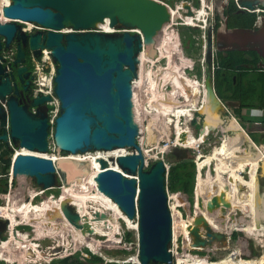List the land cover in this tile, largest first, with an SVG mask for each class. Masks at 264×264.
<instances>
[{
  "label": "water",
  "instance_id": "water-1",
  "mask_svg": "<svg viewBox=\"0 0 264 264\" xmlns=\"http://www.w3.org/2000/svg\"><path fill=\"white\" fill-rule=\"evenodd\" d=\"M8 1L0 10V129L3 132L0 138L6 145L10 138L15 147L30 152L49 154L52 151L49 141L51 123L48 121L46 106L51 98L34 97L32 94V97L28 96V104L33 110L29 109V106L22 105L19 101L18 87L10 76V71L16 68L19 80L27 77L24 66L26 45L34 57L40 56V49L47 47L57 65L53 90L60 103V114L54 124V145L56 150L63 153V157L55 162L48 157L19 153L12 162V176L16 178L31 175L41 191H47L58 187V178L70 185L74 179L76 183H80L81 179L75 176V172L82 165L66 159L67 154L134 150L131 154L98 161L101 171L95 177L97 188L117 203L127 217L132 220L137 218L140 264H171L173 259L168 249L172 238V217L165 187V162L170 165V154L162 152L160 158L154 160L148 169L145 166L138 138L130 133V128L136 123L133 82L139 77L136 55L142 42L146 41L155 48L157 35L171 21L175 8L179 11L186 8L192 14L190 0L176 2L173 8L159 0ZM238 4L241 7L238 8L239 12H243L244 8L251 11L264 8V3L259 0H238ZM105 21L119 30H98L99 25ZM24 22L32 23L38 28L28 33L22 26ZM63 28H71L73 31L62 33L60 30ZM220 38L228 45L255 44L257 53L264 60V27L258 29V34L255 35L250 31H231ZM15 41V59L6 65V54L10 53ZM207 41L210 76L208 97L219 108L220 115L223 108L214 91L212 34H209ZM27 85L28 83L25 84V90ZM3 103H6L8 112ZM8 117L10 129L6 127ZM204 123L200 126V135L206 131ZM229 126L235 129L233 124ZM209 133L211 131L205 132L203 140L207 139ZM221 145L222 142L218 148ZM193 151L196 152L195 148ZM199 159L201 156L197 155L172 162H188L197 166L194 199L195 206L196 203L200 206L195 207L189 216L185 233L190 235L191 244L186 245V248L190 252L207 248L215 251L227 249L231 238L228 227L219 229L213 226L200 207L216 222L226 225L230 220L237 223V214L253 211L256 226L262 229L264 216L262 217L261 208L264 207V194L261 196L259 184L255 181L253 208L249 204L238 202L233 195L227 199V183L223 182V188H220L207 178L208 173H203L206 183H199ZM109 161L117 165V168L110 167ZM240 183L237 186L238 192L246 185ZM59 211L56 227L65 231L59 235L63 238H71L74 229H92V220L100 222L103 233L110 231L108 222L113 217L110 211L101 212L89 207L88 213L81 215L69 199L61 201ZM248 216L250 217L249 214ZM11 217L14 218L13 215ZM38 220L39 218L31 217L29 222L38 224ZM6 223L12 227L11 218ZM13 238V244L21 241L16 230Z\"/></svg>",
  "mask_w": 264,
  "mask_h": 264
},
{
  "label": "bare ground",
  "instance_id": "bare-ground-1",
  "mask_svg": "<svg viewBox=\"0 0 264 264\" xmlns=\"http://www.w3.org/2000/svg\"><path fill=\"white\" fill-rule=\"evenodd\" d=\"M259 1L264 3V0H259ZM8 3H9L8 0H0V10L3 8V6H5ZM176 14L174 12H172L173 17ZM179 14H181V12H179ZM204 16H205V9H203V8L200 10V12H197V13L192 12V14H189V13L186 14V18H192V19H194V21L197 20L199 22L201 21L199 19L201 17H204ZM1 20H3V18ZM4 20H6V19L4 18ZM171 21H172V19H171ZM171 21L166 23L163 27V30H162L163 32L158 34L157 40L155 42V48H153L154 45L152 46V44L147 43L146 41H143L144 37L142 35V41L143 42H142L140 51H143V53L141 55V58L143 57V58H146L147 60L149 59V60H151V62H156L157 60H160V59L165 58V57L168 59V64H167L168 66L166 68L159 69L158 73H155V78H158L159 76H163L164 78H159L158 80H154V78L152 77V74H151V70L144 69V64L142 63L140 70H139V77L136 79V81L133 84L135 114H136V120L138 122V126H136L135 129H136V133L138 134L139 138H140V135L142 134V125H141V117H140L141 114H139L138 105L140 104V106H141L142 117H144L145 112L152 115V118H150L149 126L146 127L145 125H143V130H148V133H149L148 138L150 139V143H149V145H146V144L143 145V147L140 144V147H141L143 154H144V160L146 159L145 162L146 161L147 162L148 161H154V160H157L160 158V153L164 152V149L161 147V143L170 136L169 135L170 129L173 128L174 124H175V126L173 129H174V134L176 137H174V142L172 144H174L175 147L181 151H189V150H193L194 148H197V143L199 141V139H198L199 137H195V135L192 133L190 127H188V121L190 120V117L193 115L194 111L198 110L199 112H204L206 114L207 118H206V121L204 123L205 124L204 130H206L205 132L210 131L208 126L212 127L215 123L218 122L219 108H217V106L214 103H212L213 101L208 97V86L207 85H208V82L210 81V79L206 83V88H205L204 92L202 93V89L200 88L199 84L197 82L192 81L190 78H188L186 73H185V69H186L185 57L184 58L179 57V59H181V64H178L176 62V60H177L176 58L174 59V57H172L170 55H168V56H165L164 54L161 55L160 47L162 46V43H163L166 27H167V25L172 24V23H170ZM29 25H30L29 27H31L33 24L29 23ZM100 27L104 31H109V32L114 31V29H115L113 27L107 26V21L100 24ZM153 49H154V53H153ZM152 56H153V58H151ZM145 60H144V62H145ZM153 75H154V73H153ZM167 86H171L172 89L167 91L166 90ZM143 88H145V92L148 93L146 103H142L140 100V98L143 94V92H142ZM203 89H204V87H203ZM181 98H183L184 100L183 101L179 100ZM200 102H202L201 107H199ZM183 119H185V120L181 122V120H183ZM137 127H138V129H137ZM205 132L202 134L203 137H201V138H204ZM145 147L148 150L158 147L160 151L157 152L156 155H151V154H148L147 152H145ZM181 151H179V152H181ZM18 152L21 154H33L36 156H44V157L51 158L52 160H55V161L61 157V156L58 157L55 155H54V157H52V156L46 155V154H41V153H37V152H30V151H27L25 149H20V150H18ZM127 153L128 152L125 149H117L115 151H109V152H105V153H97L98 155H96V156L95 155L94 156H85V155L81 156V155H77V154H71L72 156L70 155L69 157H66V159L73 160L75 162H80V163H84V162L88 163L89 162L87 166H81V168L75 172L76 176L80 177V179H81V176L83 175L82 174L83 172H88L87 175H85V177L83 179H81L80 183H76V180L74 179V180H72L70 187L65 186L63 189V190H68V188H69V196L67 197V199H69V201L72 203V205L77 208L78 212L81 215L88 213L89 207H91V206L81 204V202L83 200H91V201L97 203V207H98V209H94L91 207L92 210H97V211H101V212L102 211L113 212L114 214H116V216H118V218H120V216L123 217L124 225H126V227L133 228V227H129V226H132V224L134 223L133 220L130 219L129 217H127L122 212V210L117 205V203H115L113 200H111L110 198H108L107 196H105L104 194H102L98 190L97 183L95 181L96 175L101 171L100 164L98 162L100 159L104 158V159L110 160L111 157H117L119 155H124ZM221 158L223 159L224 156L223 155L221 156V154L218 155L215 153L214 155L210 156V158L207 162H212L214 164L213 159H214V161H217L218 159H221ZM109 162H110V167L117 168V165H115L111 161H109ZM218 162H221V161H218ZM202 163L203 164L201 166L200 175H199V183L200 184L206 183V182H204L203 176H202V174L204 173L203 169L205 166L210 165L209 163H207L206 165H205V162H202ZM225 163H226L228 169H230V170L225 169V170H222L220 173L217 171L218 180L214 181V182L219 184V186H220L221 185L220 182L222 181V178L224 176L225 177L227 176V179H228L227 184L229 187H228L227 191H225V194H226L225 197L228 199L231 197V195H233L237 201H240V202L247 204L248 203V200L246 199L247 195H249L252 190H254V192H255L254 179H255V174H256V169H257L256 164L252 161L251 166H250V164H244V165L242 164L240 167H238L235 164L233 165L232 162L227 161V160L225 161ZM197 164H198V162H197ZM245 166H250V170L252 167L251 171H253L254 177L252 176L250 178L249 183H248L249 185L247 184L248 190L246 192L242 191L240 193V191L238 192V187L236 186V183H237L236 181H240V180H238V179L234 180L232 178V176L235 175V177L237 178L238 173H236V171L244 170ZM213 170H214V168H213ZM227 171H228V174H225V172H227ZM253 173H252V175H253ZM239 176L240 175H238V178H239ZM240 182H242V181H240ZM247 182L248 181H245V183H247ZM222 183H223V181H222ZM245 183H243V184H245ZM223 185H224V183H223ZM220 187L223 188L222 186H220ZM32 195L35 198L36 193L31 192V196ZM34 198H32V200ZM254 198L255 197L253 194V199ZM169 199H170L172 205H174V206L177 205V197L171 199V196H170ZM99 205H100V207H99ZM254 205H255V201H254ZM254 205H253V207H254ZM199 206L200 205L198 203H196V207L199 208ZM14 207L15 206L7 208V211H5V213L0 210V212L2 214L4 213L6 215V218L12 219V225H20V223H23L25 220L31 219V217L39 218V220L36 223L41 224L42 221L45 219V215L47 214V211H49L50 209H53L55 211V208H56L57 213L60 212L59 211L60 207L57 204H54V205L51 204L50 206H48L46 208H37V207H35L34 203L32 202L30 205V210H28V208H25V210L24 209L22 210L19 205L16 208H14ZM185 207H186V205H185ZM200 209L203 210L205 217L209 220L211 215L208 214L202 207H200ZM261 212H262V208H261ZM176 214H181L182 217H184L187 220L186 223L188 222L187 217H189V216H186L184 213H182V211H179L176 208L173 210L172 223H173L174 236H176L178 234V231H177L178 228L176 227V225L174 223V218H175ZM248 214L250 215L249 220L253 221L256 225L255 215L254 214L252 215V213H250V212H248ZM12 215L14 216V218L11 217ZM18 216L21 218H19ZM109 221L110 222H108V224H112L114 222L113 218L109 219ZM209 221L212 223L213 226H215L219 229L224 228V227H228V224L226 225V224L219 223L216 221L213 222L212 219ZM92 223L94 224L92 226L93 227L92 229L102 230L101 226H100V222H95L92 220ZM22 225H24V224H22ZM135 225L136 224H134V227H135ZM245 226L247 228H249L250 223L249 224L247 223ZM115 229H117V228H115ZM115 229H110V231H109L110 233L107 232L108 235L112 236L113 234H115L116 233ZM234 229H235V227H234ZM249 229L254 230L255 228L250 227ZM62 232H65V231L63 230ZM18 235L21 237V241H15L16 243L13 244L14 238L12 235L9 243H7V245L4 247V249H2L0 251V259L5 260L9 264H12V261L16 262L17 258L23 259V257H25V255L27 257H30V254H28V253L31 251L34 252V254H35V252L40 253L39 250L37 251L38 247L32 246L33 247L32 248L31 246H29L28 243H26V239H28L27 236H21V234H19V233H18ZM73 235H74V243L75 244H77L79 242H82L83 244H90L91 245L90 247L94 250L95 254L101 253V252H99V248H98L99 244L97 242V239L94 236H93V238H91V237L89 238L88 235L85 234V230L74 229ZM108 235L106 234L105 237L108 238ZM101 242H102V236H99V243L101 244ZM21 253H23L24 255L22 256ZM32 255H31V257H32ZM40 256H41V254H40ZM104 258H107V257H104ZM123 258L125 259V257H123ZM229 262H231L230 259H229ZM234 262L228 263V261H227V262L220 263V264H253L250 262L249 263H240L238 261H237V263H234ZM176 264H211V263H207L203 259L195 256L194 254H192L190 252L178 251L176 253Z\"/></svg>",
  "mask_w": 264,
  "mask_h": 264
},
{
  "label": "rangeland",
  "instance_id": "rangeland-1",
  "mask_svg": "<svg viewBox=\"0 0 264 264\" xmlns=\"http://www.w3.org/2000/svg\"><path fill=\"white\" fill-rule=\"evenodd\" d=\"M159 1H162V0H159ZM229 2H230V0H199V6L196 7L194 2L190 1V3L192 4L193 12H200V10L203 8V9H205V16L201 17L199 19V20H201L200 22L197 20L193 21L194 23L193 22H187V20L185 18H186V14L188 13V10L185 8L182 11H178L177 14L172 18V21L170 22L172 24L171 25L169 24L166 27L163 43H162V46L160 47L161 55L162 54H164L165 56L170 55V56L174 57V59L176 58L177 59L176 62L178 64H181V59H179V57H181V58L185 57L187 62H193L194 66L196 68H197V66L199 67V65H201L202 69L205 71L204 68H206V65H204V67L202 65L204 63V56H202V58L199 57V55L201 54V50L198 51V53H197V51H195V48H192L191 43L188 42V40L186 43H184L183 39H182V33L181 32L187 31V29H186L187 27H192L195 30H199L201 32V37H202L201 43H202V45L206 46V35L208 34V26L209 25L210 26L211 25L216 26V24L218 23V21L216 19L217 17L220 18V25L222 26L219 28V33L222 34L223 31H225V32L227 31V30H225L226 18L224 17V11H225V8L229 5ZM168 5H169V7L173 8L175 6V3H173V4L170 3ZM179 12H181V14H179ZM208 17H210L212 20H209ZM25 24H26L27 28L30 26L29 23H25ZM107 26H110V25L107 23ZM162 30L158 34L163 32ZM228 32H230V31H228ZM142 53H143V51H139V53L136 55V58L138 61V67H139L138 72L140 70L141 64L143 63L144 69L151 70V74H152V77L154 78V80H158L159 78H164L163 76H159L158 78H155V73H158L159 69L166 68L168 66L167 65L168 59L165 57V58H162L160 60H157L156 62H151V60H149V59L147 60L146 58H143V57L141 58ZM153 53H154V50H153ZM30 54H31L30 50L28 49L27 50V60H28V55L30 56ZM151 58H153V56ZM144 60H145V62H144ZM153 73H154V75H153ZM188 75H189L188 77L191 80H194V78H193V76H195L194 73H189ZM135 81L136 80H134V82ZM134 82H133V84H134ZM171 89H172L171 86L166 87L167 91H169ZM142 92H143V94H142L140 100L142 103H146L148 93L145 92V88L142 89ZM179 100L183 101L184 99L181 98ZM134 105H135V103H134ZM138 111H139V114H141L140 117H141V125H142V134L140 135V138H139L138 134L136 133L135 128H136V126H138L137 120H136L135 125H133L130 128V133L132 136L138 138V142L143 147V145H145V144L149 145V143H150V139L148 138V136H149L148 130H143V125H145L146 127L149 126L150 118H152V115L145 112L144 117H142V109H141L140 104L138 105ZM59 114H60V112H59ZM195 114H198V123L203 125V123L206 121V118H207L206 114L204 112H195ZM192 118H193V120H191ZM243 118H244V120H248V119H250V116L245 115ZM195 119L196 118H194V113H193V115L190 117V120L188 121V126L190 127L191 130H194L195 134H197V131L195 130L196 126L195 127L191 126L192 124H194L193 121ZM221 119L223 120V123H224V121H227V117H225V116L222 117L218 113V122L219 123H220ZM182 121L183 120H181V122ZM218 122L215 123L212 127L208 126V128L210 130H212V128H217V131H218L220 129V128H218L219 127ZM174 126H175V124H174ZM174 126H173V128H174ZM173 128L170 129V134H169L170 136L161 143V147L164 149V152L166 151V152H169V154H170L168 163L170 161L178 160L181 158L182 159L183 158H192L194 156H197L198 155L197 151L196 152L193 150L181 151L178 148H176L174 144H172L174 142V137H176L174 134ZM198 128L200 129L199 126H198ZM137 129H138V127H137ZM215 131L216 130H214V133H215ZM211 133H212V131H211ZM53 134H54V124H51L49 141H50V144L52 145V148L54 149L55 145H54ZM213 134H211V135L213 136ZM198 135L199 134H197V136ZM252 136L254 138V135H252ZM209 137H211V136H209ZM236 138L232 142L227 143L228 144V145L226 144L227 147H234V144H237ZM238 144H240V143H238ZM235 147H236V145H235ZM6 148H7V145H6ZM211 149H212L211 145L209 148L205 149V144L204 143L201 144L200 151L203 154L205 153L206 155H210L212 153ZM125 150L128 152L127 154H131L134 151L132 149H125ZM159 151L160 150L158 147L152 148L149 150L146 149V147H145V152H147L148 154H151V155H156V153ZM179 151H181V152H179ZM105 152L106 151H90L87 153L77 154V155H81V156H84V155L85 156H94L95 155L96 156V155H98L97 153H105ZM13 154H14V152H13ZM52 154H56L55 156H58V157H60V156L63 157L62 156L63 153L59 152L58 150L51 151L49 154H46V155L54 156ZM70 155L71 154H67L66 157H69ZM205 160H207V158H205L204 160L201 158L199 160L198 166L200 169H201V166L203 164L202 162H205ZM152 162L153 161H148V162L146 161L145 166L148 167V165ZM197 162H198V160H197ZM88 163L84 162V163H81V165L87 166ZM209 167H210V169H209ZM212 168H214V166H213V164H210V166H206L203 169V172L205 174L208 173L207 178L210 180H212L214 178V175H211V173H210L211 170H213ZM215 168L217 170L219 169L218 166H215ZM11 169H12V167H11ZM208 169H209V172L207 171ZM87 173L88 172H83L81 179H83L85 177V175H87ZM204 175H203V180L205 182ZM16 179H17V181H16L17 184L13 187L12 190H9V191L6 190L7 192L1 191L2 194L7 195V199L5 200V196H2V194L0 195V206H4L3 208H0V210L4 209V208L7 209V208L13 207V206H15L14 208H16L18 205L20 206V208L22 210L23 209L25 210V208H28V210H30V205L32 203L31 199L33 197V195L30 196L31 192L41 191L40 187L37 186V184H36L35 178L31 175L30 176H17ZM9 181H10V177L8 178V182ZM220 184L222 185V182H220ZM58 185H59V182H58ZM242 191H243V188H240V192H242ZM44 192L45 191L43 190V193ZM168 194L171 195V199L179 197V198L187 200L186 207L184 206V208L181 209L184 213L188 212V214H191L194 211V209L196 207L195 206V199H194L195 194H194L193 198L188 197L186 194H184L182 192L173 193V194L169 192ZM260 194L262 196L264 194V190L262 191L260 189ZM40 196H43V195H40ZM68 196H69V188H68V190H63L59 196L60 199H58L54 203H53V200L49 201L46 198L44 199V201H42V198H40L39 196L36 197L35 201H33V202L35 203L34 205L37 208H46V207L50 206L51 204L52 205H54V204L59 205L61 203V201L64 199V197H65V199H67ZM28 200H30V201L27 202ZM81 204L91 206L94 209H98L97 203H95L91 200H83L81 202ZM99 207H100V205H99ZM55 211H56V208H55ZM55 211L53 209H50L49 211H47V214L45 215V219L42 221L41 224L40 223L30 224L32 222H29V220H31V219H29V220H25L23 223H20V225H17L16 227H14L17 230H23L24 231L25 225H26L27 226L26 228H28V229H26L27 232H22V231L21 232L25 233L24 235H27L28 241H29L28 242L29 246H31V245L36 246V247H38L37 250H39V251L41 250V252L40 253L35 252V254H33V255L31 254V252H29L28 254H30V257H27L25 255V257H23V259L17 258V261L16 262L12 261V264H53L57 260H60L63 258L66 259L67 257L72 256L73 254H74L73 256L79 255L83 261L96 262L97 264H99V263H101V264H113V263L128 264V263H122V262H126L127 259L116 261V260H111V258L113 256L115 257V256L121 254V248L123 247L124 244L126 245L125 241H126V238L129 234H130L131 241H134L135 234L137 233V230L126 227V225H124V222L119 221L118 216H116V214H114L113 212H111V213H112V216H113L112 218H113L114 222L112 224H109L110 229L117 228V224H120L119 227L121 226L120 230L117 229L116 234H115V238L112 237L113 235L112 236L108 235V233H110L109 231H106L103 233V230H95V229H91V228L85 229V234H87L89 238L90 237L93 238V236H94L97 239V242L99 244V247H98L99 252H101L100 254H95L94 250L90 247L91 246L90 244H83L82 242H81V244L83 246H80V243L75 244L74 243V235H72L71 239H69V238L67 239L66 237L64 238L65 241L63 242L64 247H62L63 248L62 250L57 251V252L52 251L50 253L47 252L45 247L49 244L53 245L54 241H56V239H57L56 242L59 243V239L57 237L56 238L51 237V238L40 239L39 234H41V231L50 232V233H51V230H54L56 232L62 231L61 230L62 228L58 229V227H56V225L59 221V217L55 218L53 225H48L47 228L44 227V225H43V222H46V221L51 222L52 213L54 214ZM262 215L264 216V207L262 209ZM239 216H241V217L236 216V218H238V221L240 223L239 226L235 227L236 230L234 229L233 226H230L231 225L230 223L232 222L231 220H230V223L228 224L229 226H228L227 230L231 233L230 235H232V232H234V233L237 232L238 235H237V237H235L234 233H233L232 239L230 241V246L227 249L223 248L221 250L215 251V249H213V248L212 249L207 248V249L202 250V251H198V252L195 251V252H191V253L194 254L195 256L203 259L204 261L215 260L216 261L215 264H220V263H224L227 261H228V263H231L234 261H235L234 263H237V261H238L240 263H249L250 262L253 264H264V232L256 233L255 231H251L252 229L250 230L249 228H247V231L244 230L243 229L244 223L246 225V223L249 221V219L244 218L242 215H239ZM56 219H58V220H56ZM209 220H211V217L209 218ZM55 221H57V222H55ZM249 223L250 222H248V224ZM22 224H24V225H22ZM93 225L94 224H92V226ZM129 227H134V223L132 224V226H129ZM248 231L250 233H253V234H250ZM120 232H122L124 236ZM179 232H181V231H179ZM106 234L108 235V238L105 237ZM11 236H12V234L10 233V235H8V237L6 238L7 241L4 243H7V242L9 243ZM99 236H102V237H104V239H106V241H107L106 247L108 246V248H104L99 243ZM118 236L123 237L122 242H118V239H117ZM33 238H35L36 241H33ZM39 244H42V245L44 244V246L40 247ZM61 244H62V241H61ZM252 248L258 252L261 251L262 254L260 256H258L257 254L256 255L252 254ZM79 249H81V250L79 252H77V250H79ZM85 250H88V251H85ZM233 251H236V252L239 251L238 252L239 257H241L242 261L240 260V258L235 259L234 257H229V255L232 254ZM130 253H132V250H128V252L125 255L127 256V254H130ZM40 254H41V256H40ZM21 255L23 256L24 254L21 253ZM31 255H32V257H31ZM104 257H107V258H104ZM207 258H209V259H207ZM229 259L231 262H229ZM248 260H253V261H248ZM257 261L260 263H258ZM0 264H9V263L6 262L5 260L0 259Z\"/></svg>",
  "mask_w": 264,
  "mask_h": 264
},
{
  "label": "flooded vegetation",
  "instance_id": "flooded-vegetation-1",
  "mask_svg": "<svg viewBox=\"0 0 264 264\" xmlns=\"http://www.w3.org/2000/svg\"><path fill=\"white\" fill-rule=\"evenodd\" d=\"M264 11V8H263ZM260 20H259V24H253V28L251 30H244V29H240V28H236V29H232L229 27V25L227 24V22L225 23V30H227L226 32L223 31L222 34L219 33V28L222 27L221 25L218 27V25H209L208 26V34L206 35V46L201 45V54L199 55V57L202 58V56H204V63L202 64L203 67L204 65H206L205 71L202 69L201 65H199V67L197 66V68L194 66L193 62H186V69H185V73L187 75V77L189 76V73H194L195 76H193L194 82H197L200 86V88L202 89V93L204 92L205 88H206V83L208 82V80L210 79L209 76V63H208V44H207V39L209 34H212L213 38H214V42H213V47H212V57H213V65H214V91L216 94V97L218 98V100L221 102V105L223 107H230L233 106V108L235 109H241V102L239 99L237 98H233V97H229V96H233L232 94H255L256 97L264 94V60L263 58L257 53L256 45L253 44L252 46L250 45H245V46H240L239 44H232V45H228L226 43H224V39L221 40L220 36H224L225 34L228 33V31H250L252 32L254 35L258 34V29L264 27V12L261 13L260 15ZM225 17V16H224ZM26 22L22 23L23 28H26L25 31H27L28 33L35 31L37 28L32 29L31 31L28 30L26 24ZM12 49L10 51V53H12V57H10V59L7 61L6 65L10 62H13V60L15 59L16 56V46H17V42L15 41L12 44ZM28 45H26L25 48V62H24V66L26 67V73H27V77L23 78V80H19L17 77V70L16 68H14L12 71H10V76L11 78L14 79V83L17 85L18 87V99L21 102L22 105H27L29 106L28 102H29V93L30 91L32 92V86H33V80H34V76L32 74L33 72V68L31 65V62L29 63V61L27 60V50H28ZM189 78V77H188ZM28 83L27 88L25 90V84ZM204 87V89H203ZM246 97V95H245ZM236 99V100H234ZM234 104V105H233ZM201 107L202 102H200L199 104ZM29 109L33 110V108H31L29 106ZM195 112H198V110L194 111V118H196L191 126L195 127V130L197 131V134H200V129L198 128L199 124L198 123V114H195ZM223 117L226 116V114L224 113L222 115ZM185 119H183L184 121ZM193 120V118L191 119ZM262 127V125H260ZM194 131V130H193ZM3 134V132L0 133V136ZM209 136H212L209 133ZM9 151L8 147L6 148V142L0 138V154L3 153V151ZM58 153V152H57ZM221 161V162H218ZM214 166H218L219 169L217 170L219 173L222 170H230L228 169L226 163L224 162V160L218 159L217 161H214ZM242 163V162H241ZM240 163V164H241ZM218 164V165H217ZM239 164V166H240ZM221 170V171H220ZM9 174V170L5 173V174H0V195L2 194V192H7L6 190H12L13 187L17 184V179L14 178L13 176L11 177L10 181L8 182V176ZM232 178L235 180V177L232 176ZM58 182L59 185L57 188H53V189H49L47 191H45L43 194V196L38 195L40 198H42V201H44V199H48L49 201L53 200V203L56 202L58 199H60V194L63 191L62 189H64L65 186L70 187L71 185L67 182H65L64 180H61L60 178H58ZM63 187V188H62ZM41 190V189H40ZM2 191V192H1ZM254 190H252L250 192L249 195H247L246 199L248 200V203L250 205V207L253 208L254 205V199H253V193ZM2 196H5V200L7 199V195L2 194ZM31 196V194H30ZM36 196V197H38ZM65 196V195H64ZM35 197V198H36ZM34 198V196L32 197ZM35 198L32 200L35 201ZM65 199V197H64ZM63 199V200H64ZM30 200H28L27 202H29ZM34 203V202H33ZM35 204V203H34ZM61 204V203H60ZM59 204V206H60ZM252 213V215L254 214L253 211H250ZM57 216V211H55V214L52 213V221L51 222H43L44 227H48V225H53L54 220ZM19 217V216H18ZM21 218V217H19ZM182 217L181 214H176L175 218H174V223L176 225V227L178 228V232L179 231H184L188 222L186 223V219ZM212 221L215 222V220L211 217ZM8 219H3L0 217V251L2 249H4L5 245L8 243H4L7 241V237L8 235L11 233L12 235L14 234V230H16V232H18L19 234H21L22 236H27L24 235L25 233L22 232H27L26 226H25V230H17V229H13L14 226L16 227L17 225H12V227L6 223ZM58 220V219H56ZM56 222V221H55ZM59 222V221H58ZM250 227L252 228H257L255 223L253 221H250ZM248 223V222H247ZM246 223V224H247ZM217 225V224H216ZM249 227V228H250ZM22 231V232H21ZM254 231H256V229H254ZM65 232L59 231L56 232L54 230H51L50 232H44L41 231V234H39L40 239L43 238H58L59 239V243L54 241V244L51 245H47L45 247L47 252H57L62 250L64 247L63 242L65 241V239L59 235H62ZM232 235H230V241L232 239ZM58 234V235H57ZM231 234V233H230ZM55 235V236H54ZM68 239V238H67ZM71 239V238H69ZM33 241H36L35 238H33ZM62 241V244H61ZM28 239H26V243H28ZM4 243V244H3ZM39 246H44V244H39ZM42 249V248H41ZM38 251V250H37ZM41 252V250H40ZM31 254H34L31 251ZM252 254L254 255H258L260 256L262 253L261 251H256L255 249L252 248ZM209 259V258H207Z\"/></svg>",
  "mask_w": 264,
  "mask_h": 264
},
{
  "label": "crops",
  "instance_id": "crops-1",
  "mask_svg": "<svg viewBox=\"0 0 264 264\" xmlns=\"http://www.w3.org/2000/svg\"><path fill=\"white\" fill-rule=\"evenodd\" d=\"M229 97H233V96H229ZM234 100H236V99H234ZM255 102L257 103V101H255ZM222 108L223 109H221V110L223 112L220 113V115L222 116L225 113L226 114L225 117H227V121H224V123H223V120L221 119L220 123L218 122V125H219L218 128H220L218 131H217V128H212V130H210V131H212L211 134L214 133V130H216V131L213 134V136L209 137V135H208L209 138L207 137V140L205 141L204 144H205V149L209 148L211 145V147H212L211 151H213V153H211L210 155H206L205 153L203 154L201 152V158L203 160L206 157L208 158L205 161V165L207 163L213 164L212 162H207L209 160L210 156L214 155L215 153L218 155L221 154V156L222 155L224 156V158H223L224 162L226 160L230 161L233 163V165L235 164L238 167H240L242 164L243 165L244 164H250V166H251V163L253 161L256 164V168H257L256 174H255V179H254V184L256 181L257 184H259V189H261L263 191L264 190V108H241V109L238 108V109H235V108H233V106H230L227 108L222 106ZM245 115L250 116V119L244 120L243 117ZM230 124H233L235 126V129L230 127L229 126ZM260 125H262V127ZM200 126H201V124H199V127ZM191 131L195 135V137L200 136V134L197 136V134H195L193 130H191ZM252 135H254V138ZM235 138L237 139V144H234V147H227V145H228L227 143L232 142L233 140H235ZM220 142H223V143H222L221 147L218 148ZM238 143H240V144H238ZM235 145H236V147H235ZM0 162H1V160H0ZM239 164H240V166H239ZM213 166H214V164H213ZM250 166H245L244 170H242V171H236V173H238V175H240L241 177L239 176V178H238V175L236 173L235 174L237 175V178L235 177V175H233L235 177V179H238V180L242 181L243 183H245V181H248L247 183H245L246 185L243 188V192L247 191V188H248L247 184L249 183L250 178L252 176L254 177V173H253V171H251L252 167L250 170ZM209 169H210V167H209ZM209 169L207 170L208 172H209ZM210 173H211V175H214V178L212 179V181L213 182L217 181L218 176H217V170H216L215 166H214V170H211ZM252 173H253V175H252ZM225 174H228V171L225 172ZM222 181L227 183V181H228L227 176L226 177L224 176L222 178ZM240 181H236L237 182L236 186L241 184ZM220 186L223 187V183ZM38 192L39 191L34 192V193H36V196L38 195ZM238 202H240V201H238ZM3 207L4 206H0V208H3ZM5 210L7 211L6 208L1 209V211H3L4 213H5ZM4 213L2 215H4L6 217V215ZM237 216L241 217L239 215H237ZM242 216L244 218L250 219L248 214H242ZM262 217H263V215H262ZM230 224H231L230 226L235 225L234 227H237L240 225L238 218H237V223L232 221ZM261 226H262V229L255 228L256 233L264 232V223H262ZM243 229L247 231V227L245 226V224L243 226ZM251 231H254V230H251ZM250 234H253V233H250ZM240 260L242 261L241 257H240ZM248 261H253V260H248ZM258 263H260V262H258Z\"/></svg>",
  "mask_w": 264,
  "mask_h": 264
},
{
  "label": "built area",
  "instance_id": "built-area-1",
  "mask_svg": "<svg viewBox=\"0 0 264 264\" xmlns=\"http://www.w3.org/2000/svg\"><path fill=\"white\" fill-rule=\"evenodd\" d=\"M162 2V1H160ZM236 4H237V8H241L238 4V0H235ZM179 10L177 8H175L172 12H174L175 14L178 12ZM245 12L248 13H256L257 17H256V21L255 24H259V20H260V16L259 14L264 12L263 10L260 9H256L254 11L248 10L247 8H244ZM209 20H212L210 17H208ZM29 23V22H26ZM34 28H38L35 25H32L31 27H28V30L31 31ZM24 30H26V28H24ZM98 30L103 31V32H109V31H104L100 25ZM116 30L119 29H114V31L111 32H115ZM73 29L71 28H63L60 30V32L62 33H68V32H72ZM12 53H8L6 54V59L9 60L10 57H12ZM30 62L33 68V76H34V80H33V86H32V94L34 97L37 96H49L51 98V100L49 102L46 103L47 106V114H48V121L51 124H55V119L56 117H58L59 112H60V103L58 101V99L56 98L55 94H54V76H55V69H56V63L53 61V58L51 56V50L47 47H43L40 49V56L38 57H34L30 54ZM4 108L7 110L8 112V107L6 105V103H3ZM7 129H10V122H9V117L7 118V125H6ZM202 135L199 136V142L197 143V148H195V150L198 152V156H201V151H200V147L202 143H205V140L201 139ZM9 144L7 145L8 149L11 151H8L9 153H11V166L9 169V174L8 176L12 177V162L14 160V158L19 154L18 150H20L19 148L15 147V145L12 143L11 139L9 138ZM50 148L52 149V151H56V148H52V145L50 144ZM14 152V154H13ZM52 155H56V154H52ZM54 157V156H52ZM1 160V158H0ZM55 162V160H54ZM165 166H166V174L167 171L169 170V165L165 162ZM63 188V187H62ZM167 190V188H166ZM43 191H39L38 195L42 194ZM169 191L167 190V197H168V208L170 210L171 213V217L173 216V210L176 208L179 211H182L181 209L184 208V206L187 204V200L186 199H182V198H178L179 199V203L178 205H172L171 201H170V194H168ZM173 194V193H172ZM37 195V196H38ZM36 197V196H35ZM182 213H184L182 211ZM186 216H190V214H188V212L184 213ZM0 217L3 219H8L6 218L4 215H2V213L0 212ZM188 218V222H189V217ZM120 221L124 222L123 217L120 216ZM133 222L135 225V227H133L132 229L137 230V218L133 219ZM120 224H118L117 229L120 230L121 226L119 227ZM116 229V231H117ZM122 235L123 233L120 232ZM116 234V233H115ZM115 234H113V238H115ZM124 236V235H123ZM102 242L101 245L104 248H108V246L106 247V239H104V237H102ZM118 242H122L123 241V237L122 236H118L117 237ZM126 245L124 244L123 247L121 248V254L117 255V256H113L111 258V260H123L125 257L126 262H122V263H128V264H140L139 260H138V235L137 233L135 234V239L134 241H131L130 238H126L125 241ZM129 243V244H128ZM190 245L191 244V237L189 234L185 233V230L182 232H178V234L176 236H174L173 233V223H172V238H171V243L169 245V252L171 253L172 256V263L171 264H176V253L178 251H182V252H190L187 248L186 245ZM129 248V249H128ZM128 250H132V253L127 254V256L125 255ZM126 252V253H125ZM191 253V252H190ZM229 257H234L235 259L240 258L239 257V253L236 251H233L232 254L229 255ZM152 264V263H151ZM156 264H160V263H156Z\"/></svg>",
  "mask_w": 264,
  "mask_h": 264
},
{
  "label": "trees",
  "instance_id": "trees-1",
  "mask_svg": "<svg viewBox=\"0 0 264 264\" xmlns=\"http://www.w3.org/2000/svg\"><path fill=\"white\" fill-rule=\"evenodd\" d=\"M166 4L170 3H176L182 0H162ZM193 1L195 6H199V0H190ZM197 13V12H196ZM224 16L226 18V22L229 25L230 28L236 29H244V30H251L253 28V24L256 21L257 15L255 13H248V12H239L237 8V4L234 0H230L229 5L225 8ZM187 22H193L194 19L192 18H185ZM218 23V27L220 26V18H216ZM187 31H182V39L183 42L191 43L192 48H195V51L201 50V32L199 30H195L192 27H187ZM28 61L30 63V56L28 55ZM233 98H237L241 102V108H264V94H261L259 96H255L254 94H232ZM246 95V97H245ZM29 96L32 97V92L30 91ZM257 101V103L255 102ZM2 130L0 129V133ZM203 139V138H201ZM1 162H0V174H5L11 166V153H9L7 150L3 151L2 154H0ZM175 161V160H174ZM173 161H170L169 170L167 171V174L165 176V187L170 193H178L182 192L186 194L188 197L193 198L194 197V186L196 182V176H197V166L194 163H188V162H177L172 163ZM151 164V163H150ZM148 165V167L150 166ZM199 164V160H198ZM210 166V165H207ZM147 167V169H148ZM206 167V166H205ZM204 167V168H205ZM210 174V173H209ZM204 174H202L203 176ZM179 197H177V205L181 204L179 203ZM238 233H234V236L237 237ZM128 238H130V234L128 235ZM81 249L77 250L79 252ZM88 251V250H85ZM74 255V254H73ZM69 256L66 259H60L54 262L53 264H97L96 262H89V261H83L79 255L75 256ZM207 263L215 264L216 261H206ZM101 264V263H99ZM116 264V263H113Z\"/></svg>",
  "mask_w": 264,
  "mask_h": 264
},
{
  "label": "clouds",
  "instance_id": "clouds-1",
  "mask_svg": "<svg viewBox=\"0 0 264 264\" xmlns=\"http://www.w3.org/2000/svg\"><path fill=\"white\" fill-rule=\"evenodd\" d=\"M234 1H235V0H234ZM262 10H263V9H262ZM244 12H245V11H244ZM262 13H263V12H262ZM255 14H256V13H255ZM260 14H261V13H260ZM260 14H259V15H260ZM256 15H257V14H256Z\"/></svg>",
  "mask_w": 264,
  "mask_h": 264
}]
</instances>
